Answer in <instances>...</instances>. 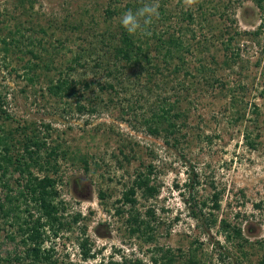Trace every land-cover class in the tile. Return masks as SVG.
Here are the masks:
<instances>
[{"label": "rangeland", "instance_id": "obj_1", "mask_svg": "<svg viewBox=\"0 0 264 264\" xmlns=\"http://www.w3.org/2000/svg\"><path fill=\"white\" fill-rule=\"evenodd\" d=\"M19 1L0 0V99L7 112H0V125L6 135L27 125L30 133L37 129L40 137H48L44 158L57 143L68 151L66 159L53 160L58 171L50 175L58 180L65 217L81 213L82 220L72 231L44 242L45 248L54 246L57 264H153L160 248L178 255V264L192 259L197 264H264V13L257 5L198 0L185 10L182 0H159L165 13L159 11L148 36L168 30L193 48L208 38L203 53L207 73L182 72L187 89L177 85L174 75L165 83L158 77L160 88L151 91L143 89L146 81L137 83L126 73L124 86L114 81L116 95L99 89L114 69V60L102 51L100 33L112 24L106 22L105 10L129 0H25L23 7ZM189 12L192 22L186 20ZM91 17L99 22L96 30L87 29ZM83 19L85 27L74 30ZM29 39L42 44L21 51ZM168 48L152 49L151 57ZM183 55L190 67L192 55ZM101 56L105 61L97 67ZM214 74L226 88L213 83ZM59 78L75 81L78 96L49 95L48 83ZM86 83L92 90L84 88ZM81 100L87 107L83 113L77 111ZM164 100L181 115L175 120L181 129L175 130L177 141L172 135L167 142L164 131L150 134L144 120ZM150 165L151 184L159 194L144 199L138 191V205L131 210L122 202L123 194ZM19 178L14 170L2 178L0 199L7 192L2 184L7 180L16 191ZM214 193L220 194L219 210L213 208ZM137 212L149 224L147 233L132 232L130 217ZM224 223L229 228L223 229ZM82 227L96 254L86 262L79 247L85 238ZM0 228L1 251H14L16 243L7 238L11 228L1 216ZM233 229H241L242 236L235 237Z\"/></svg>", "mask_w": 264, "mask_h": 264}, {"label": "trees", "instance_id": "obj_2", "mask_svg": "<svg viewBox=\"0 0 264 264\" xmlns=\"http://www.w3.org/2000/svg\"><path fill=\"white\" fill-rule=\"evenodd\" d=\"M25 0H20L19 3L24 6ZM254 2L262 13H264V0H245ZM144 1L140 0H129L125 6L120 5H110L105 10L106 22H112L106 27H101V42L103 44L102 51L104 55H107V60H114V69H109L107 76L111 80L104 84H99V89L102 92H109L110 94H118L116 88V82L122 84V77L124 74L129 73V77L137 83H142L146 81L147 87L143 89H148L151 91L152 87H157L160 85L156 82L157 78L160 77L161 82L165 83L166 80L174 75L177 80V85L183 87L182 89H187L186 80H182L180 74L184 72L187 76L192 75L190 68L194 71L204 75L207 73L208 66L203 61V53L208 42L210 40L207 38L203 43H199L195 48L192 47L191 43H184V41H179V39L169 33L168 30L154 36L148 35H136L130 36L119 24V17L128 10H135L142 5ZM161 14L165 13L163 9H159ZM213 16V15H212ZM223 16V15H221ZM192 22V13L186 14V20ZM164 21L166 20L163 19ZM185 20V19H184ZM117 21V26H113V22ZM84 19L74 26V30H81L84 26ZM91 23L87 27L88 30H96L99 27V22L91 17ZM264 23V22H263ZM85 27V26H84ZM182 32V30H181ZM177 33V32H176ZM259 34V33H258ZM168 35L169 37L164 39ZM230 41L232 38H229ZM225 42L221 43L222 45ZM42 44V40L36 41L34 39H29L27 44L20 45V50L22 47L27 48L30 45ZM170 47L165 54L158 52L157 58L153 59L151 57L152 49L159 51L166 47ZM175 51H174V50ZM183 54H189L193 57V64L189 61ZM99 62L96 64L100 67L105 59L101 56L98 58ZM214 62L217 61L216 56L212 55ZM174 61H177L175 64ZM80 59H75L74 63L77 64ZM175 65H172L173 63ZM172 63V64H171ZM109 66V65H108ZM214 82L219 83V86L226 88L225 84L216 79L215 74L213 75ZM28 80L34 83L35 77L27 75ZM125 83L122 84L124 86ZM211 87L214 85L210 84ZM186 87V88H185ZM84 88L92 90L88 83L85 84ZM209 88V84H208ZM190 90V89H189ZM188 90V92H189ZM208 90V89H207ZM46 91L49 95L53 97H58L63 99L64 97L78 96V88L75 81L68 78H59L56 81H51L46 87ZM81 96V95H80ZM84 96V94H83ZM188 97H184L182 102H187ZM179 99V97L177 98ZM234 100V99H233ZM169 100H164L163 103L156 107L158 109H151L149 112L151 115L144 120L148 126V132L155 136H161L165 133L167 142L172 139V135H175V130L178 132L180 126L175 123L181 115L178 112H174L173 104L168 103ZM4 102L0 99V112L6 114L3 109ZM95 104V103H94ZM167 104V105H166ZM93 106V105H91ZM97 105H95L96 107ZM96 110V108H92ZM78 112H86L87 107L81 101L77 108ZM7 120L10 116L7 115ZM0 125V172H2L1 177L5 178L10 170L20 173V178L17 180L19 184L18 189L14 191L9 184V181H5L2 186L7 189L4 199H0V216L5 220L9 227L11 228L10 233L7 238L11 243H16V249L14 251H9L4 254L1 251L0 245V264H25V260L28 264H57L55 259L56 252L54 246H49L48 248L43 247L44 242L49 239H56L64 231H72L75 226H79L82 220V214L78 213L68 219L65 217L67 208L66 204L61 200L60 191L57 189L58 180L53 178V175L58 171L57 163L53 165V160L62 156L66 159L68 151L62 149V145L57 143L50 148L48 155L44 158L42 156L43 152L49 150L48 137H40L39 131L37 129H32L31 133L27 125H24L15 130H8ZM47 129L50 128L49 125L45 126ZM181 134H179L180 136ZM177 138V139H176ZM173 141H177L178 137L174 136ZM253 147L254 145L251 144ZM45 167L43 165V163ZM56 162V160H55ZM39 168V171L43 172L46 170V174L42 177L35 176L32 169ZM147 173L140 172L133 180L132 185L123 194L122 202L131 206V210L138 205V200L135 198L136 194L142 193L144 199L154 198L159 194V190L156 186L151 184L153 176V167L150 165ZM26 179L24 184L21 180ZM0 178V181H2ZM22 184V185H21ZM213 208L215 210L220 209V194L214 193L213 195ZM33 210H36V219H34ZM130 210V211H131ZM119 213L121 210H118ZM152 211H148V214H152ZM140 213L131 214L130 222L135 225L132 232H142L147 233L149 224L140 219ZM142 227V229H141ZM229 228L226 223L223 224V229ZM235 237L240 238L242 236L241 229H233ZM1 232V228H0ZM81 232L85 235L79 243L80 251L82 254L83 261H90L96 258V254L93 253V248L87 237V228L82 227ZM18 238L20 240L18 241ZM158 257L153 258V264H178L179 256L176 255L170 248L164 249L160 248L158 250ZM190 264H197L195 260H190ZM111 264H120L118 262H113ZM136 264H142L141 261H136Z\"/></svg>", "mask_w": 264, "mask_h": 264}, {"label": "clouds", "instance_id": "obj_3", "mask_svg": "<svg viewBox=\"0 0 264 264\" xmlns=\"http://www.w3.org/2000/svg\"><path fill=\"white\" fill-rule=\"evenodd\" d=\"M185 10L196 6L198 0H182ZM159 0H144L137 9L125 11L119 17L120 26L130 35H150L149 29L159 18Z\"/></svg>", "mask_w": 264, "mask_h": 264}]
</instances>
